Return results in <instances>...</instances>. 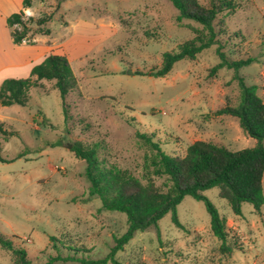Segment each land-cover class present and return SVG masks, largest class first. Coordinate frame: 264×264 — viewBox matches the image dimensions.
I'll return each instance as SVG.
<instances>
[{
    "label": "rangeland",
    "instance_id": "1",
    "mask_svg": "<svg viewBox=\"0 0 264 264\" xmlns=\"http://www.w3.org/2000/svg\"><path fill=\"white\" fill-rule=\"evenodd\" d=\"M236 1L239 9L219 16L218 23L224 21L227 27L219 39L232 60H253L238 76L257 86L264 97V0ZM200 2L208 5V0ZM16 4L21 8L22 2ZM25 13L48 18L44 29L50 30L49 35L34 36L33 45L22 44L42 53L29 66L50 54L65 55L78 80L65 101L52 82H43L42 88L31 89L28 106L0 107V121L17 133L2 142L3 155L11 162L0 163V232L23 247L33 264H51L56 256L104 259L115 238L128 230L125 214L103 210L101 200L90 196L86 164L71 151L75 143H98L108 163L139 179L147 151L137 132L152 135L172 156H185L196 141H211L232 152L256 146L238 119L215 114L237 106L241 98L235 68L210 73L220 64L217 46L193 61L177 62L164 77L151 76L161 67L165 52L202 29L188 20L179 24L178 11L169 0H37ZM11 43L1 21L0 66L12 56ZM155 182L167 190V179ZM204 195L226 219L230 254L220 250L222 242L212 233L206 204L186 196L177 207L180 226L168 213L158 228L137 232L117 260L264 264V207L257 213L243 203L237 215L218 188ZM0 264H12L1 249Z\"/></svg>",
    "mask_w": 264,
    "mask_h": 264
},
{
    "label": "trees",
    "instance_id": "2",
    "mask_svg": "<svg viewBox=\"0 0 264 264\" xmlns=\"http://www.w3.org/2000/svg\"><path fill=\"white\" fill-rule=\"evenodd\" d=\"M37 0H24L19 12L6 20L14 45L31 43L36 35H49L44 29L48 18L28 16L25 10L33 7ZM178 11L177 22L184 20L199 24L202 29L195 31V37L178 45L176 49L163 54L161 67L151 76L160 78L168 75L174 65L184 59L195 60L204 50L217 46L216 54L220 64L210 73L215 75L219 69H236L240 81L241 98L237 106H226L218 110L217 116L228 115L238 119L242 130L257 141L253 148L232 152L222 145L211 141H196L188 147L185 156H172L161 148L159 142L149 134L137 132V137L145 146L147 155L143 179L136 177L130 170L110 164L101 156L100 145L75 143L72 152L86 164L85 176L90 184L89 194L102 202V209L121 212L127 216L128 230L115 238V246L110 254L101 260L81 259L78 257L56 256L50 261H78L82 264H122L117 260L122 251L137 232L158 228V222L168 213H173V222L180 226L177 207L186 196L204 202L211 217L213 235L222 242L220 250L230 254L232 247L227 245L228 230L226 219L204 195V192L219 189V196L227 200L237 215L241 205L249 203L257 213L264 207V97L258 94V87L247 85L238 76L239 69L250 65L253 60L235 61L227 56L220 37L226 34L224 21L218 23L219 16L231 15L240 4L236 0H208L203 5L200 0H169ZM43 82H52L62 99L78 86L71 63L65 55L50 54L32 67L29 78L6 79L0 88V107H26L31 100V89L42 88ZM66 114L68 111L66 110ZM46 122H50L46 117ZM8 131L0 121V163H10L3 155L2 142L16 135ZM156 178L169 182L167 190L160 188ZM53 248L58 249L57 245ZM0 249L5 252L12 264H33L27 251L16 245L15 241L0 232Z\"/></svg>",
    "mask_w": 264,
    "mask_h": 264
},
{
    "label": "crops",
    "instance_id": "3",
    "mask_svg": "<svg viewBox=\"0 0 264 264\" xmlns=\"http://www.w3.org/2000/svg\"><path fill=\"white\" fill-rule=\"evenodd\" d=\"M24 0H0V23L2 21L3 26L7 32V38L9 41V44L12 42L10 31L7 27V18L11 16L14 13H17L22 8H18L17 2L19 4ZM10 5V10L7 11L8 6ZM13 7V8H12ZM12 44V43H11ZM12 56L5 60V64L0 66V88L3 84V82L6 79H9V77H13L19 79V75H27L31 74V64L32 61H35L39 59L42 56V53L39 51V49L36 48V46H28V45H21V46H12ZM8 57V56H7ZM5 57V58H7ZM10 71L13 73L10 75Z\"/></svg>",
    "mask_w": 264,
    "mask_h": 264
}]
</instances>
